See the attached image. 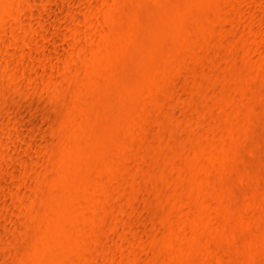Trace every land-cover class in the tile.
Returning a JSON list of instances; mask_svg holds the SVG:
<instances>
[{"label":"rangeland","instance_id":"rangeland-1","mask_svg":"<svg viewBox=\"0 0 264 264\" xmlns=\"http://www.w3.org/2000/svg\"><path fill=\"white\" fill-rule=\"evenodd\" d=\"M0 264H264V0H0Z\"/></svg>","mask_w":264,"mask_h":264}]
</instances>
